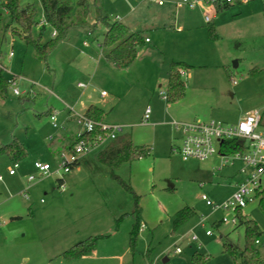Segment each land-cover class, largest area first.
I'll use <instances>...</instances> for the list:
<instances>
[{
  "label": "rangeland",
  "instance_id": "1",
  "mask_svg": "<svg viewBox=\"0 0 264 264\" xmlns=\"http://www.w3.org/2000/svg\"><path fill=\"white\" fill-rule=\"evenodd\" d=\"M86 1L87 26L72 29L45 58L34 45L50 40L52 30L45 25L39 37V27L34 26L26 41L7 13H0V61L9 76L19 78V91L32 84L35 93L23 99L7 89L6 97L0 99V147L17 138L27 152L17 163V184L7 191L0 188V264H162L163 258H168L169 264H240L238 256L232 257L225 249H243V227L228 222L214 228L213 223L229 220L232 214L214 211L201 197L215 205L227 201L242 180L244 165L235 161L220 167L217 151L206 161H183L173 151L179 147L181 133L171 123L215 121L234 126L247 111L256 109L262 116L258 131L264 132L261 5L254 2L249 7L221 10L207 24L204 13L208 7L190 10L175 7L169 0H161L162 7L158 0ZM19 4L35 9L34 22L44 20L38 0H19ZM101 15L107 17V23L120 22L150 41L137 47L128 68L118 69L104 58L99 62L102 54L96 44L105 31L104 24L97 22ZM179 26L183 31L177 33ZM210 26L214 32L209 31ZM83 42L87 46H82ZM9 52L13 58L6 65L4 58ZM172 61L190 68L181 77L184 97L167 107L159 95L166 93V72ZM78 83L89 86L79 89ZM101 92L106 94L104 99L99 97ZM86 96L104 111L105 124L132 125L120 134L126 133L133 144L150 149L149 156L123 164L117 173L139 197L143 228L133 246L129 243L132 215L114 229L122 213H132V197L109 179L107 168L91 161L87 169L83 165L70 169L62 176L64 189L58 188L54 172L61 145L51 149L48 143L80 130L75 122L65 124L64 118L66 113L72 117L68 109L77 113ZM146 107L151 110L150 124L133 125ZM49 108L58 112L56 120L62 128L51 127L46 115ZM35 162H48L50 174L39 176L32 167ZM10 163L0 152L3 181ZM29 176L36 178L27 183ZM109 180L117 187L108 188ZM24 190L28 191L27 200L22 198ZM185 206L195 215L171 233L175 213ZM241 213L264 232V213L258 200L249 202ZM104 235L108 237L99 238L87 258L73 262L60 258L62 252L88 237ZM255 247L264 262V234ZM175 248L181 252L174 254ZM195 253L203 260L194 261Z\"/></svg>",
  "mask_w": 264,
  "mask_h": 264
},
{
  "label": "trees",
  "instance_id": "2",
  "mask_svg": "<svg viewBox=\"0 0 264 264\" xmlns=\"http://www.w3.org/2000/svg\"><path fill=\"white\" fill-rule=\"evenodd\" d=\"M41 5L43 21L52 32H55L54 36H51L50 40L42 45H34L38 55L41 58H45L52 48L58 43L65 40L70 31L76 28H82L87 26V1L86 0H38ZM1 6L9 16L11 23L17 24L21 29L24 40L28 41L30 38V32L34 26L39 27V37L45 30V25L39 26V23L34 22L35 9L31 6L21 7L19 0H0ZM228 6H223L221 9L216 10L218 13L220 10L227 9ZM100 15V14H99ZM97 22H101L105 26V31L102 34V41L100 42V50L103 58L114 64L120 69L129 67L136 58L137 47L144 43L141 34L138 32L130 31L127 26L120 22L107 23L106 16L97 17ZM209 24V23H207ZM209 31L214 29L210 26ZM190 67L182 62H171L167 71L166 80V104L174 103L181 100L185 94V85L182 78L179 75L180 71L185 73ZM10 79L6 76V73L0 69V99L6 97V91L9 87ZM87 118L95 121L102 122L103 112L94 106H90L83 114ZM98 131H95L91 135H83L86 139L93 138ZM121 135V134H120ZM118 135L114 140L106 142L102 148L98 150L95 155L96 161L108 169V177L118 187L122 188L125 192L129 193L132 197L133 210L131 214H121L115 220L114 229L117 230L120 221L129 215H132L134 222L131 226V232L129 234V243L133 246L139 228L141 226V209L138 204V196L134 194L128 184H126L119 176L118 171L123 164H131L132 162L142 159L150 155V149L144 145H135L131 141L128 134ZM77 142L76 137L70 142L67 149H70ZM241 143L237 141L224 142L219 151L223 154H231L240 149ZM0 152L8 156L11 164H17L26 158L27 152L24 146L15 138L0 147ZM78 162L71 166V169L77 166ZM59 183V180L57 179ZM258 205L262 213H264V199L258 201ZM195 213L192 209L185 206L177 211L172 221L171 233L180 227L182 224L191 219ZM236 225L242 226L244 229V247L242 250L236 251L231 247L226 246V251L233 257L238 256L240 264H264L261 261L259 251L256 249V245L259 238L264 234L257 224L247 218L241 213V210L237 212ZM221 222L213 223V227L216 228ZM101 237H88L86 240L71 246L66 251L60 254V258L65 262H73L84 257L91 255L96 248L97 241ZM194 261L200 262L202 257L198 254L193 255Z\"/></svg>",
  "mask_w": 264,
  "mask_h": 264
},
{
  "label": "built area",
  "instance_id": "3",
  "mask_svg": "<svg viewBox=\"0 0 264 264\" xmlns=\"http://www.w3.org/2000/svg\"><path fill=\"white\" fill-rule=\"evenodd\" d=\"M251 1H258L262 8V13H264V0H174L171 1L175 7H186L187 9H194L196 7H212L216 6H229L233 4H247ZM162 1L158 0L157 5H162ZM6 11L0 4V13ZM204 20L209 23L211 16L205 15ZM45 25L42 21L39 26ZM55 32H52V36ZM147 42V40H146ZM13 56L12 52L7 55L8 59ZM0 69L3 70L10 79L8 89H11V93L14 96H29L34 97L35 93L32 89L26 91H19L17 88V81L19 78L9 76L5 67L0 62ZM186 73L180 71V77L184 76ZM235 84V82H232ZM83 86V85H79ZM47 92H49L47 90ZM101 96H105L104 92L100 93ZM162 100L166 99L164 93L159 95ZM74 118L75 123L79 126L80 130L76 134L77 142L70 148L61 151L58 154V166L54 174L59 180L58 188L60 190L64 189L62 176L68 173L71 166L79 161V158L91 151L98 149L106 142L114 140L118 135H120L122 129L121 125H108L103 122H95L83 114L74 113L72 109H68ZM150 109L145 108L141 122L146 124L148 121ZM56 112H52L49 115V120L52 128H59L56 120ZM173 127L176 131L181 133L182 139L178 148L173 149L174 152L179 154L183 161L189 159H195L199 161H206L211 158L216 151L221 156L220 167L225 165H232L235 161H239L244 165V168L240 170L241 175H243L240 183L236 184L234 192L232 195L222 203L221 205L212 204L204 196L201 200L205 202L206 206L211 207L214 211L219 210L223 213L230 212L232 217L228 220L223 218L221 223H231L236 225L237 223V212L244 208L249 202L253 200L264 199V132H259L258 129L262 127V116L260 112L256 109L249 110L245 113L244 117L234 126L224 125L221 122L209 121L201 122L195 121L191 123H176L173 122ZM95 131L98 133L91 139H86L83 135H91ZM228 141H237L241 143L240 149L231 154H223L219 151V147ZM217 146V149L215 148ZM17 164H12L7 170L9 176L15 175V170L17 169ZM33 169L38 173L39 176H48L50 173V167L46 163L35 162L33 164ZM36 177L29 176L27 178V183H31ZM0 183H2V176H0ZM22 198L27 200L28 196L26 191H23ZM1 224V221H0ZM143 226H140L142 228ZM206 232V235H209ZM192 241L196 238L192 237ZM258 243V242H256ZM181 251L175 248L174 254H179ZM157 264V263H154ZM168 264V262L164 263Z\"/></svg>",
  "mask_w": 264,
  "mask_h": 264
},
{
  "label": "crops",
  "instance_id": "4",
  "mask_svg": "<svg viewBox=\"0 0 264 264\" xmlns=\"http://www.w3.org/2000/svg\"><path fill=\"white\" fill-rule=\"evenodd\" d=\"M174 1V0H173ZM169 2H171L170 0H169ZM254 2H258V1H251V2H249V3H247V4H233V5H229L228 6V8H232V7H238V8H242V7H249L252 3H254ZM172 3V2H171ZM259 3V2H258ZM173 4V3H172ZM260 4V3H259ZM159 6V5H158ZM163 6V4L162 5H160V7H162ZM173 6H174V4H173ZM201 9H208L207 10V12H205L204 13V16L205 15H209V16H211V20H210V22L212 21V17H213V15L214 14H218V13H216L215 11L216 10H218V9H221L222 7L221 6H216L214 9L212 8V7H208V8H206V7H200ZM227 8V9H228ZM191 10V9H190ZM193 10V9H192ZM224 10H226V9H224ZM262 10V9H261ZM262 15H264V13H262ZM209 22V23H210ZM174 28V27H173ZM177 29V33L178 32H182L183 31V29H182V27L181 26H179V27H176ZM74 31V30H73ZM146 40H147V38H145V39H143V41H144V43L146 44V45H148V44H150V41H148L147 40V42H146ZM100 43H97L96 44V47L97 48H99L100 49ZM82 46H87V44H86V42H83V44H82ZM101 51V50H100ZM92 53V52H91ZM102 53L100 52V55H101ZM12 58H13V56L11 57V59H8L7 58V56H5V58H4V64H9L10 62H11V60H12ZM102 58H103V56L101 55L100 56V58H98L99 59V62H101L100 60H102ZM84 61H85V59H84ZM1 62V61H0ZM86 62V61H85ZM104 62H107V64H111L112 66H115L114 64H112V63H110V62H108V61H106L105 59H104ZM172 62H174V61H172ZM1 64L3 65V62H1ZM98 64H100V63H98ZM4 67H5V65H4ZM115 67H117V66H115ZM118 68V67H117ZM128 68V67H127ZM169 68V67H168ZM99 69V66L96 68V71ZM118 69H120V68H118ZM127 70V69H126ZM168 71V70H167ZM189 71V69L187 70V72ZM186 72V73H187ZM166 75H167V72H166ZM7 76V75H6ZM166 80H167V76H166ZM79 85H83V86H79ZM77 88H79V89H86L88 86H89V84H80V83H78L77 85ZM29 89H32V84H30L27 88H25L23 91H26V90H29ZM44 90V89H43ZM48 90V89H47ZM46 90V91H47ZM46 91H44L45 93H46ZM49 91V93H51V91L50 90H48ZM21 98H23V99H26L27 97L24 95V96H20ZM87 98H86V100H84V102L81 104V108L78 110V111H76L77 113H79V114H84L85 113V111H86V109L88 108V107H90V106H94V107H96V108H99V107H97L96 105H94L93 104V102H92V100H91V98L89 97V96H86ZM99 97L101 98V99H104L105 97H106V94H105V96H101V95H99ZM30 98V97H29ZM94 101V100H93ZM165 101V100H164ZM62 105V104H61ZM63 106H64V103H63V105H62V108H63ZM166 106L167 107H169L170 106V104H166ZM71 107H74L73 105L71 106ZM64 108H65V106H64ZM63 108V109H64ZM102 112H103V116H102V122L104 123V117H105V114H104V111L101 109V108H99ZM150 109V108H149ZM144 110L145 109H143V111H142V113H141V115H140V117H139V121H138V123H136V124H133V125H138V126H147V125H149L150 124V116H151V110H150V113H149V117H148V121H147V123L146 124H143L142 122H141V120H142V117H143V113H144ZM52 112H55V110H53L52 111V109L51 108H49L48 110H47V112H46V115H50ZM56 113H57V115H56V117L58 116V112L56 111ZM66 113V112H65ZM50 121V120H49ZM64 122H65V124H70V123H72V122H75L74 121V118L73 117H70V116H68V114L66 113V115H65V118H64ZM192 122H195V121H192ZM173 123V122H172ZM171 123V125L173 126V124ZM179 123V122H178ZM185 123V122H184ZM188 123V122H187ZM189 123H191V122H189ZM76 124V123H75ZM117 125V124H116ZM58 126H59V128H57V129H60V127L62 128V124L61 123H59L58 124ZM76 126H78L77 124H76ZM122 126V125H121ZM132 126V125H131ZM131 126H125V125H123V127H126V128H130ZM52 127V126H51ZM78 129H79V127H78ZM129 130V129H128ZM176 131V130H175ZM79 132V131H78ZM78 132H75L74 134L72 133V132H69V135L68 136H66L65 137V135H64V137L63 138H57L56 139V141L55 142H53V141H50L49 143H48V145H49V148H51V149H56L55 147H57V146H59V145H61L60 146V148H61V151H63V150H66L67 148H68V146H69V144H70V142H72L73 140H74V138L76 137V134L78 133ZM127 132V131H126ZM178 132V131H177ZM73 134V135H72ZM126 134V133H125ZM17 141H19L17 138H15ZM181 139H182V136H180V142H181ZM22 145H23V142H21V141H19ZM61 143V144H60ZM64 143H66V144H64ZM64 144V145H63ZM180 145V144H179ZM24 146V145H23ZM104 146V144L101 146V147H99L97 150H95L94 152H90V153H87V154H85V155H83V156H81L80 158H79V161H78V164H77V166L75 167V168H79L81 165H83L86 169H87V167H89V165L91 164V161H92V163H97V161H96V158H95V155H96V153L98 152V150L100 149V148H102ZM174 147V146H173ZM60 148H58V149H60ZM176 148H178V147H175V148H173V149H176ZM45 163H48V162H45ZM11 164V163H10ZM10 164H8L7 165V168H6V170H8L9 168H10ZM23 164V163H22ZM27 166H29L28 165V163H25ZM94 166H96V164H94ZM33 167V166H32ZM18 168V167H17ZM99 168V167H98ZM74 169V168H73ZM95 169H97V167H95ZM5 170V172H4V181H3V178H2V183H4V184H1L0 185V188H3L4 189V191H7V190H9V189H11V187L13 186V185H16L17 184V182H18V178H17V172L15 173V175H13V176H9L8 174H7V171ZM22 171H23V165H22ZM104 174V176L106 177L107 176V172L106 171H104L103 172ZM114 185H113V183L109 180V183H108V188H112ZM115 187V186H114ZM117 187V186H116ZM115 187V188H116ZM116 191V190H115ZM28 191H26V193H27ZM121 211V210H120ZM122 214H128V213H122ZM142 226V225H141ZM143 228V227H142ZM142 228H139V231H141L142 230ZM88 257V256H87ZM87 257H84V258H87ZM84 258H82V259H84ZM163 259H165L166 260V262H168V264H169V259L168 258H163ZM79 260H81V259H79ZM262 260H264V258H262ZM77 261V260H76Z\"/></svg>",
  "mask_w": 264,
  "mask_h": 264
},
{
  "label": "water",
  "instance_id": "5",
  "mask_svg": "<svg viewBox=\"0 0 264 264\" xmlns=\"http://www.w3.org/2000/svg\"><path fill=\"white\" fill-rule=\"evenodd\" d=\"M161 262H162V264H164V263H166V260H165V259H163Z\"/></svg>",
  "mask_w": 264,
  "mask_h": 264
}]
</instances>
